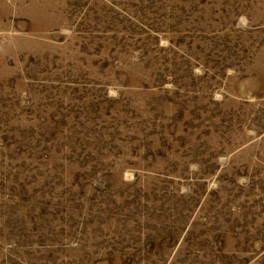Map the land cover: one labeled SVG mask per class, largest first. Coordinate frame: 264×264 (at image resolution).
Instances as JSON below:
<instances>
[{
  "label": "rangeland",
  "instance_id": "1",
  "mask_svg": "<svg viewBox=\"0 0 264 264\" xmlns=\"http://www.w3.org/2000/svg\"><path fill=\"white\" fill-rule=\"evenodd\" d=\"M0 264H264V0H0Z\"/></svg>",
  "mask_w": 264,
  "mask_h": 264
}]
</instances>
